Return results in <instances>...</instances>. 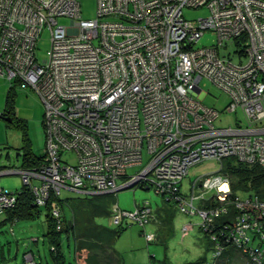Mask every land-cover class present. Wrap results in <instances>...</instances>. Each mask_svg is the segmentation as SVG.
Instances as JSON below:
<instances>
[{
  "label": "built area",
  "instance_id": "2783aa9c",
  "mask_svg": "<svg viewBox=\"0 0 264 264\" xmlns=\"http://www.w3.org/2000/svg\"><path fill=\"white\" fill-rule=\"evenodd\" d=\"M184 7H205L209 14L194 23L183 16ZM59 16L68 17V25L58 23ZM44 27L50 44L38 61ZM206 30L216 42L196 46ZM231 40L238 61L222 52ZM0 76L30 86L44 105L42 162L0 170L18 173L39 205L51 190L99 194L152 186L174 196L180 211L198 215V227L207 229L227 208L194 201L230 202L231 179L221 162L232 157L264 169V0H97L90 19L81 17L78 0H0ZM203 77L228 93V111L242 107L244 120L215 125L220 112L201 102ZM143 147L148 162L128 175L127 168L142 164ZM71 151L74 164L63 157ZM211 158L219 169L196 176L185 197L180 184L189 167ZM15 202V194L0 187V214ZM232 202L242 213L230 236L243 245L253 232L260 245L250 254L253 264H262L264 198ZM152 216L147 202L135 210L114 204L110 219L144 227ZM190 227L183 225V232Z\"/></svg>",
  "mask_w": 264,
  "mask_h": 264
},
{
  "label": "rangeland",
  "instance_id": "374dc122",
  "mask_svg": "<svg viewBox=\"0 0 264 264\" xmlns=\"http://www.w3.org/2000/svg\"><path fill=\"white\" fill-rule=\"evenodd\" d=\"M78 2L82 18H95L97 0H78ZM182 14L186 19L195 23L198 18L207 16L209 12L205 7H184ZM57 20L58 23L63 25H68L69 23V18L66 16H59ZM215 42V33L211 30H206L196 46L211 45ZM49 44L50 31L47 27H44L36 42L35 54L38 61H42L45 58ZM236 50L237 45L231 40L222 52H229L231 58L234 61H238ZM199 87L204 91L201 102L206 106L216 108L220 112L219 117L214 122L216 126L235 125L237 119L244 120L245 116L241 106H238L236 111L227 110L226 107L230 102L228 93L205 77L200 79ZM8 90L13 97L12 120H20V122L24 123L32 151L37 155H41L44 152L45 133L42 122L44 105L39 95L30 86L22 85L14 78L8 79L0 76V112L4 108ZM14 121L6 120L0 116V166H6L5 168H15L20 164L21 160V154L18 152L21 151L20 147L23 142L22 130ZM142 156L143 162L141 165L127 168L128 175L138 172L148 162L149 154L146 147H143ZM63 157L70 163L74 164L76 162V154L73 151L67 152ZM219 167L220 161L215 158L200 161L189 167L180 184L181 193L189 198L192 179L198 175L216 171ZM38 180L35 178L34 183L38 184ZM117 182L121 184L122 179H118ZM22 184V178L18 173L0 175V187L15 191L19 190ZM115 193L116 204L120 209L135 210L137 205L147 202L154 213H159L158 217L166 214V210L164 211L163 209L167 208L166 202L161 194L155 192L152 186L145 188L137 184L120 189ZM60 195L61 197L75 196L77 193L72 190L62 189ZM239 196L244 198L248 195L244 192H239ZM196 203L197 201H195ZM171 215L173 219L167 225L165 222L159 224L152 222L155 221L154 216L144 228L136 223L127 225L121 231L114 244L117 253L122 259V264H191L188 262L194 261L201 255L206 257L202 264H213L210 253L204 250L205 238L203 232L198 228V215L183 213L177 204H174ZM3 218L4 216L0 215V245L10 240L12 242V253H14L17 247L15 243L17 239L19 242V261L22 260V252L25 248H29L33 250L36 260H38L37 252L39 251L44 264H46L47 260H49V264H54L49 255V246L43 241L42 234L46 230L43 214L33 220H18L13 225L8 221L2 223ZM95 222L110 228L117 226V224L111 222L109 216L97 217ZM185 224H191V227L184 233L183 225ZM154 234L158 235L159 238L155 240ZM35 236L38 237L36 243L31 241V238L33 239ZM72 246V241L69 247L67 242L63 241L62 250L70 260H72ZM4 247L7 248V244ZM243 259L240 256V259H237V264H246L245 260L242 261Z\"/></svg>",
  "mask_w": 264,
  "mask_h": 264
},
{
  "label": "trees",
  "instance_id": "16d2710c",
  "mask_svg": "<svg viewBox=\"0 0 264 264\" xmlns=\"http://www.w3.org/2000/svg\"><path fill=\"white\" fill-rule=\"evenodd\" d=\"M14 79L25 85L17 78ZM12 114L13 97L8 90L0 116H8L10 117L9 121H14L11 117ZM14 122L21 128L23 137L21 151L18 152L21 154L18 166L32 167L38 165L42 162L45 152L41 155L35 154L30 147V140L26 134L24 123L20 120ZM221 165L220 171L228 174L231 179L230 202L221 204L212 198L195 200L198 206L204 208H227V212L214 217L212 224L207 229L198 227L205 238L204 250L210 253L213 264H229L231 257L234 259L236 257L240 258V256L244 258L242 261L245 260L246 264H253L254 261L250 253L253 250L252 247H257L260 242L256 240L253 232L249 233V242H245L243 245H237L232 240L230 229L236 218H239L240 213H242V209L236 207L232 201L236 196H239V192L264 198V169L258 164L242 163L232 157L225 158ZM5 167L0 166V170L8 169V167ZM11 192L15 194L16 202L0 214L4 216L2 223L8 221L13 225L18 220H33L43 214L46 224V230L42 234L43 241L49 246V255L54 264H110L111 256L116 251L114 244L125 227L120 223L116 227L110 228L95 222V218L111 217L112 207L116 204L115 192L83 194L75 191L77 193L75 196L61 197L60 193L56 194L51 190L43 205L36 203L34 192L25 184H22L19 190ZM162 197L167 207L163 208L164 211L166 210L163 222L167 225L169 219L172 218L171 213L174 204L178 205L179 202L174 196L162 195ZM55 210L58 214L55 213ZM152 213L157 221L159 213L153 211ZM158 238L159 236L154 234V239ZM64 240L67 242L68 247L72 241V260L68 259L62 250ZM31 241L36 243L38 237L31 238ZM11 243L8 240L7 243L0 245V264H44L39 251L37 252L38 260H36L33 250L29 248H25L22 252V260L19 261V242L16 239L17 247L14 253H12ZM6 244L7 248L4 247ZM104 260L106 262H103ZM205 260V255H201L188 263L202 264ZM260 260L264 264V253ZM46 264H49V260L46 261Z\"/></svg>",
  "mask_w": 264,
  "mask_h": 264
},
{
  "label": "crops",
  "instance_id": "0c3cea01",
  "mask_svg": "<svg viewBox=\"0 0 264 264\" xmlns=\"http://www.w3.org/2000/svg\"><path fill=\"white\" fill-rule=\"evenodd\" d=\"M204 93H203V91H201V95H203ZM158 217V216H157ZM164 217H165V215H162V216H160V217H158V220L156 221V219H155V221H152V222H157L158 224L159 223H164L163 222V219H164ZM173 218H170L169 219V221H171ZM151 222V221H150ZM150 222H148V223H150ZM147 223V224H148ZM122 224H123V226L124 227H126L127 225H132L133 223L131 222V221H129V220H127V219H124L123 221H122ZM146 224V225H147ZM145 225V226H146ZM158 229V228H157ZM119 237V236H118ZM118 239V238H117ZM116 250V249H115ZM237 259H240V258H238V257H236V258H234L233 259V257H231L230 258V262H229V264H237ZM103 262H106V260H104ZM235 262V263H234ZM110 264H122V259H121V257H120V255L117 253V250L114 252V254L111 256V262H110ZM217 264V263H216Z\"/></svg>",
  "mask_w": 264,
  "mask_h": 264
},
{
  "label": "water",
  "instance_id": "95a60500",
  "mask_svg": "<svg viewBox=\"0 0 264 264\" xmlns=\"http://www.w3.org/2000/svg\"><path fill=\"white\" fill-rule=\"evenodd\" d=\"M3 118L6 120H10V117H8V116H3ZM7 173H14V172H7ZM2 174H6V173H0V175H2ZM123 188H125V187L118 188L117 191L120 189H123Z\"/></svg>",
  "mask_w": 264,
  "mask_h": 264
}]
</instances>
